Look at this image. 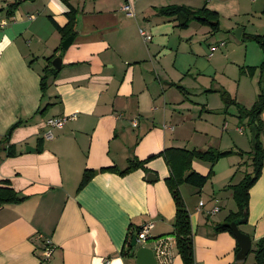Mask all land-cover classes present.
<instances>
[{"label": "crops", "instance_id": "crops-1", "mask_svg": "<svg viewBox=\"0 0 264 264\" xmlns=\"http://www.w3.org/2000/svg\"><path fill=\"white\" fill-rule=\"evenodd\" d=\"M3 1L0 14L7 15L17 0ZM126 1L22 0L0 29V185L25 197L0 206V264H137L140 245L128 250L131 232L153 222L143 244L150 248L174 236L177 208L163 150H252L247 119L239 115L264 86V54L245 36L264 35V0H130L133 16L122 10ZM69 5L76 10L74 41L43 94L45 68L63 51L56 24H68ZM172 5L206 10L219 28L195 18L182 26L180 16L158 12ZM238 28L242 38L234 34ZM140 29L152 39L145 41ZM222 92L236 103L227 105ZM63 115L75 118L46 139L47 119ZM248 157L192 161L200 174L214 171L203 187L180 188L196 264H254L252 252L237 259L234 235L215 231L238 211L233 186ZM132 159L146 161L145 168L120 174ZM86 169L95 174L80 188ZM240 229L250 235L252 250L264 237V163ZM40 235L56 245L50 259ZM170 264H184L176 242Z\"/></svg>", "mask_w": 264, "mask_h": 264}, {"label": "trees", "instance_id": "trees-1", "mask_svg": "<svg viewBox=\"0 0 264 264\" xmlns=\"http://www.w3.org/2000/svg\"><path fill=\"white\" fill-rule=\"evenodd\" d=\"M22 0H17L8 5L7 15L11 16L14 10L17 8L19 3ZM69 10L67 15L69 17V22L65 27H61L56 24L57 29L62 33L63 40L68 36L73 35V26L75 21V12L76 10L71 5L68 6ZM158 12L161 15L174 16L178 15L181 18L182 26H187L190 19H199L204 23H210L214 30L219 28V21L212 22L209 18V12L206 10H193L183 5H172L167 7H162L158 9ZM247 39H252L256 41L264 54V35H250L245 36ZM244 39V36H243ZM64 50L63 47H60L59 50ZM54 56L48 58L51 63V59ZM264 67V60L262 66ZM57 69L52 66H47L45 68V74L41 77V90L43 94L48 88L49 79L57 73ZM222 98L227 105L236 103L227 92H222ZM264 110V86L262 82V90L257 97V100L254 106L251 109H240L239 118L247 119L248 124L253 126V135H252V150L250 152H244L242 150H218L214 148H209L207 150L194 149L188 150L185 148L178 147H169L161 152V155L165 158V161L169 167L170 175L166 179L167 185L173 195V198L176 203V218L174 223L173 235L176 239V246L178 253L181 255L184 264H196L195 251H194V238H193V229L191 223L190 212L186 206L183 195L181 193V186L183 184H190L195 187H203L213 176L214 171H211L208 175H203L198 173L192 168V161L194 158H199L202 160L210 161L212 163L218 162L220 159L227 157L229 155L238 154L244 156L245 154L249 155L247 160L250 159V164L253 166V170L250 173H245L244 177L239 183L233 186V195L234 199L238 205V211L230 214L226 222L219 223L215 227L216 232L228 231L233 234V231L230 227V223L240 218L244 213L248 214V204L250 199V189L258 181L262 174L263 163H264V144L261 140V134L264 128L263 120L261 119V114ZM18 124L13 125L10 130H8L7 135L9 136ZM249 153V154H248ZM146 161L141 160H130L129 165L124 170H119L120 174H126L137 168H145ZM114 169V168H104L103 170ZM118 170V169H116ZM95 174L94 170L86 169L83 173L80 188L85 186L90 179ZM25 199V197L19 196L18 192L11 186L4 184L0 185V206L7 203H18ZM140 229V228H139ZM138 229V230H139ZM131 232L128 235L127 244L128 250H133L131 247V240L133 236L137 235V232ZM239 250V248H238ZM255 255L254 264H264V237L261 238L255 244V248L251 250ZM124 255H127V251H123ZM246 260V259H245ZM243 260V261H245Z\"/></svg>", "mask_w": 264, "mask_h": 264}, {"label": "built area", "instance_id": "built-area-1", "mask_svg": "<svg viewBox=\"0 0 264 264\" xmlns=\"http://www.w3.org/2000/svg\"><path fill=\"white\" fill-rule=\"evenodd\" d=\"M122 10L127 13L129 16H133V3L130 0H127L125 3L122 5ZM11 22V17L8 15H2L0 14V29L5 28L6 26L9 25ZM140 34L142 37H144L145 41H150L152 39V35L149 34L148 32L144 31L143 29H140ZM223 44V43H222ZM221 44V45H222ZM218 45H212L210 47L211 54L215 50L218 49ZM75 118V115H63V116H52L47 119L46 125L48 126V130L45 133V138L48 140H52L54 138V128H62L66 124V122L70 119ZM135 126L137 125V120L134 121L133 123ZM240 132L243 131L242 128L238 129ZM204 205L203 201L199 202V209H201ZM219 210L218 206H215L212 208L209 213L210 214H215ZM154 226L153 222H147L144 223L140 229L137 232L136 235V242L137 245L139 244H146L147 240L150 238V232ZM40 238L44 239V243L46 246L45 250V257L46 259H50L52 255L54 254L56 250V245L53 243L51 238L45 237L43 235H40ZM176 242V239L174 236H167V237H161L156 240V245L152 247L155 257L158 260L159 264H170L172 261V245Z\"/></svg>", "mask_w": 264, "mask_h": 264}, {"label": "water", "instance_id": "water-1", "mask_svg": "<svg viewBox=\"0 0 264 264\" xmlns=\"http://www.w3.org/2000/svg\"><path fill=\"white\" fill-rule=\"evenodd\" d=\"M234 34L238 38H242V28H238L234 30ZM73 41H74L73 35L68 36L66 39L63 40L62 47L64 50L61 51L60 54L52 61V64L56 69L59 70L62 67V58L64 55V51L72 45ZM32 149L34 148L27 147V150H32ZM247 222H248V214L244 213L242 217L237 218L230 223V227L233 231V234L238 241L239 251L237 253V259L240 261H243L247 258L253 247V243L250 235L246 234L240 229V225L245 224ZM136 246H137L136 236H133L131 240V247L134 248ZM136 261L137 264H159L158 260L155 257L153 249L145 245L137 248Z\"/></svg>", "mask_w": 264, "mask_h": 264}, {"label": "rangeland", "instance_id": "rangeland-1", "mask_svg": "<svg viewBox=\"0 0 264 264\" xmlns=\"http://www.w3.org/2000/svg\"><path fill=\"white\" fill-rule=\"evenodd\" d=\"M4 1L3 0H0V4L2 5L1 7H3L4 6ZM4 7H6V6H4ZM251 43H253V44H256L257 45V43H255V42H253V41H251ZM252 135H253V126L250 124H248L247 126H246V133H245V138H247V139H251L252 138ZM249 154V153H248ZM251 160V159H250ZM246 161H247V158H246ZM249 163L247 164V163H244L240 168H238V172H237V177H240L242 174H245V173H250V172H252V170H253V166L250 164V162L251 161H248ZM241 226V225H240ZM140 246H144L143 244H139ZM253 254V252L252 253H250V257H249V260H251V258H252V255ZM248 260V261H249Z\"/></svg>", "mask_w": 264, "mask_h": 264}]
</instances>
